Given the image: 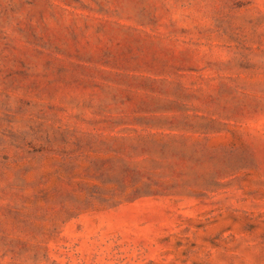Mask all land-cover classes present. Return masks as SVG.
<instances>
[{
    "label": "rangeland",
    "instance_id": "1",
    "mask_svg": "<svg viewBox=\"0 0 264 264\" xmlns=\"http://www.w3.org/2000/svg\"><path fill=\"white\" fill-rule=\"evenodd\" d=\"M0 264H264V0H0Z\"/></svg>",
    "mask_w": 264,
    "mask_h": 264
}]
</instances>
